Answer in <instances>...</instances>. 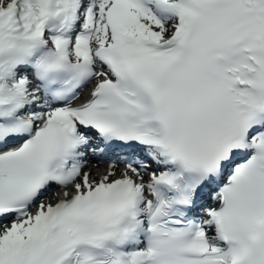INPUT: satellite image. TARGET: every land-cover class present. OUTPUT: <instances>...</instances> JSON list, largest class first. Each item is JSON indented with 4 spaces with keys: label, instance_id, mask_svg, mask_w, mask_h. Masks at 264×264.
I'll return each instance as SVG.
<instances>
[{
    "label": "snow or ice",
    "instance_id": "snow-or-ice-1",
    "mask_svg": "<svg viewBox=\"0 0 264 264\" xmlns=\"http://www.w3.org/2000/svg\"><path fill=\"white\" fill-rule=\"evenodd\" d=\"M0 264H264V0H0Z\"/></svg>",
    "mask_w": 264,
    "mask_h": 264
}]
</instances>
